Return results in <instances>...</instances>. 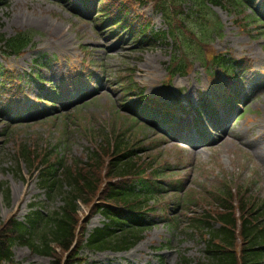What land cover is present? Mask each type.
<instances>
[{
  "label": "rangeland",
  "instance_id": "rangeland-1",
  "mask_svg": "<svg viewBox=\"0 0 264 264\" xmlns=\"http://www.w3.org/2000/svg\"><path fill=\"white\" fill-rule=\"evenodd\" d=\"M9 1V5L0 7V33L10 36L19 30H34V45L20 58L2 55L0 61L9 71L23 72L30 71L33 60L39 59L46 63L42 72L48 80L45 87L34 83L18 95L8 96L0 87V181L10 190L9 204L4 189H0V228L14 215L25 220L32 204L41 206L46 213L62 205L61 197L50 199L45 194L37 174L30 175L24 162L19 171L15 168L20 145L34 150L38 156L63 152L66 158L86 161L99 144L122 138L140 149L142 157L157 151L168 165L173 164V172L163 180L168 189L165 201L157 206L167 208V213L155 218V227L147 230L145 238L130 251L85 249L83 255L90 264L206 262L204 231L197 229V221L209 214L215 216L218 206L214 193L219 186L228 180L264 198V26L256 29L251 25L243 30L228 9L213 6V19L219 17L224 29L223 36L215 35L212 44L219 51L245 54L253 72L244 78L245 85L240 89L243 106L235 111L230 109L224 124L220 117V124L214 125L204 105L214 106L217 85L211 84L210 72L199 60L187 74H178L169 84L165 82L167 65L176 50L172 41L144 46L131 42L127 34L119 37L104 31L109 24L100 26L93 20L97 11H91L94 0ZM261 6L264 13V0H255V7ZM141 11L152 18V29L165 28L162 16L152 6L139 8L138 12ZM83 68L86 76L91 74L88 83L86 77L79 78ZM131 77L152 97L159 96L166 104L187 108L188 119L196 116V107L204 110L198 129L194 123L182 131L200 142L198 149H189L181 133L163 122L153 124L145 117H136L138 122L133 123L130 117H135L134 112L122 104L126 101L122 88ZM217 81L224 85L228 80L222 76ZM49 86L61 93L58 108L49 111L53 116L39 118L38 111H29L28 106L34 103L37 93L44 95ZM72 99L79 101L70 102ZM8 105L13 109L6 112ZM237 115L240 117L233 123ZM204 134H209V138ZM219 135L227 136L221 140ZM138 139L144 142L139 144ZM142 146L148 150L142 151ZM100 179L103 183L102 174ZM175 179L182 180V192L172 190L170 181ZM90 208L89 204H81V223ZM169 217L176 218L177 224L169 226ZM102 221L101 214L95 215L88 230ZM211 223L217 226L214 221ZM13 251L15 260L24 264H49L51 260L50 256L19 243Z\"/></svg>",
  "mask_w": 264,
  "mask_h": 264
},
{
  "label": "trees",
  "instance_id": "trees-1",
  "mask_svg": "<svg viewBox=\"0 0 264 264\" xmlns=\"http://www.w3.org/2000/svg\"><path fill=\"white\" fill-rule=\"evenodd\" d=\"M154 1L170 23V34L187 49H191L195 44V40L190 39V29H180V25L175 23L176 15L180 14L182 17L185 12L183 5L191 4L195 11V15L191 18L196 22L198 16L208 15V1L214 4L223 3V0ZM240 1L227 0L226 5L241 8ZM112 4V0H107L100 10L101 20L105 23L110 21ZM119 13L124 15L122 17L117 15L111 20L119 18V23L125 27V30H129L130 28L124 22L129 15V10L120 8ZM178 21L181 22V19ZM160 37L165 38L166 33L157 35V39ZM32 40L33 34L30 31H19L12 37L1 34L0 42L3 45L0 48L9 55H20ZM37 78L44 82L41 75ZM19 152L18 164L22 159L30 167L36 162L34 151L22 148ZM135 155L132 151L123 150L114 157L104 178L117 180L108 181L106 185L101 182L102 172H99V169H89L84 173L68 168L60 177L57 174V166L49 161H44L37 166L41 168V185L50 193H59L63 204L57 211L47 216L34 210L28 217V223L12 218L0 228V264L3 262L22 264L16 263L13 259L11 248L16 242L29 245L34 252L51 256L52 260L49 264H87V259L80 253L83 248L124 250L133 247L143 238V233L148 226V216L144 210L152 206L150 201L153 197L151 196L159 192L155 183L146 181L142 177L153 163L147 165L145 169H140L143 163L136 161ZM90 175L94 178L90 179ZM128 176L141 179H136L138 183L128 185L127 181L123 180ZM66 186L69 187L68 190L64 189ZM2 187L3 183H0V188ZM6 193L9 197L7 190ZM217 197L219 207L216 211V220L220 221L221 226L213 228L210 223L202 226L208 228L209 232L206 247L209 260L201 264H264V200L251 199L246 192L240 190L236 193L232 188L223 189ZM80 200L89 205L95 202L93 208L101 211L109 220L103 227L94 229L88 237L85 236V226L81 233L79 231ZM98 200L100 201L97 202ZM237 209L240 216L237 215ZM43 222L45 225L37 233V229Z\"/></svg>",
  "mask_w": 264,
  "mask_h": 264
},
{
  "label": "bare ground",
  "instance_id": "bare-ground-1",
  "mask_svg": "<svg viewBox=\"0 0 264 264\" xmlns=\"http://www.w3.org/2000/svg\"><path fill=\"white\" fill-rule=\"evenodd\" d=\"M181 138L188 142V144L190 145L189 149L196 148L197 145H195V142L191 138L184 137V136H181ZM223 140H225V137L223 138Z\"/></svg>",
  "mask_w": 264,
  "mask_h": 264
}]
</instances>
